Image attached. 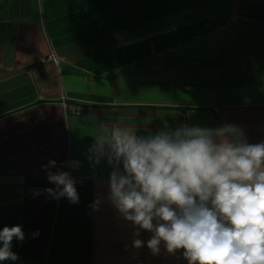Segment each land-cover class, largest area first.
<instances>
[{
	"label": "crops",
	"instance_id": "crops-1",
	"mask_svg": "<svg viewBox=\"0 0 264 264\" xmlns=\"http://www.w3.org/2000/svg\"><path fill=\"white\" fill-rule=\"evenodd\" d=\"M226 123L264 141V0H0V230L25 233L0 264H187L163 243L152 254L147 231L133 247L89 148L114 124ZM50 160L78 203L44 192Z\"/></svg>",
	"mask_w": 264,
	"mask_h": 264
},
{
	"label": "clouds",
	"instance_id": "clouds-1",
	"mask_svg": "<svg viewBox=\"0 0 264 264\" xmlns=\"http://www.w3.org/2000/svg\"><path fill=\"white\" fill-rule=\"evenodd\" d=\"M88 158L111 166L107 199L131 222L134 248L145 246L136 237L147 231L154 255L163 243L187 264H264V141L249 143L241 127L180 125L140 135L114 124L94 139ZM56 166L55 160L42 166L55 185L44 192L78 203L77 180L69 171L53 172ZM14 238L25 239L22 225L0 230V261L18 259Z\"/></svg>",
	"mask_w": 264,
	"mask_h": 264
},
{
	"label": "built area",
	"instance_id": "built-area-1",
	"mask_svg": "<svg viewBox=\"0 0 264 264\" xmlns=\"http://www.w3.org/2000/svg\"><path fill=\"white\" fill-rule=\"evenodd\" d=\"M46 61L47 62H54V63H56L57 62V56L52 52L49 55V57L46 59ZM74 111H75L76 114H81V108H79V107H76Z\"/></svg>",
	"mask_w": 264,
	"mask_h": 264
}]
</instances>
